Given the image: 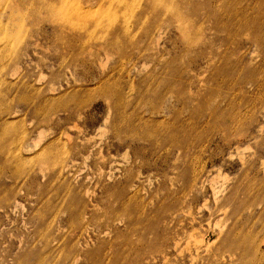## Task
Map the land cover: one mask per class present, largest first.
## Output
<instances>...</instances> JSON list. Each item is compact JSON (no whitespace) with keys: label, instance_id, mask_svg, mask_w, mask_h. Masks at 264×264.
<instances>
[{"label":"rangeland","instance_id":"374dc122","mask_svg":"<svg viewBox=\"0 0 264 264\" xmlns=\"http://www.w3.org/2000/svg\"><path fill=\"white\" fill-rule=\"evenodd\" d=\"M0 264H264V0H0Z\"/></svg>","mask_w":264,"mask_h":264},{"label":"bare ground","instance_id":"6f19581e","mask_svg":"<svg viewBox=\"0 0 264 264\" xmlns=\"http://www.w3.org/2000/svg\"><path fill=\"white\" fill-rule=\"evenodd\" d=\"M79 7H80V6H79ZM77 8H78V6L76 7V9H77ZM76 9H75V10H76ZM79 9H80V8H79ZM79 9H77V10H79ZM77 10H76V11H77ZM17 34H18V33H17Z\"/></svg>","mask_w":264,"mask_h":264}]
</instances>
